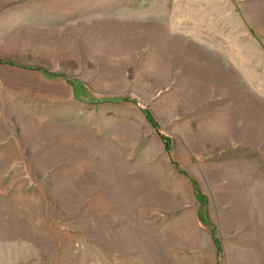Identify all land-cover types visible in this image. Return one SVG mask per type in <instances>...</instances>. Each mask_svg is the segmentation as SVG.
<instances>
[{
	"label": "rangeland",
	"instance_id": "374dc122",
	"mask_svg": "<svg viewBox=\"0 0 264 264\" xmlns=\"http://www.w3.org/2000/svg\"><path fill=\"white\" fill-rule=\"evenodd\" d=\"M134 1L0 9V264H264V0Z\"/></svg>",
	"mask_w": 264,
	"mask_h": 264
},
{
	"label": "crops",
	"instance_id": "0c3cea01",
	"mask_svg": "<svg viewBox=\"0 0 264 264\" xmlns=\"http://www.w3.org/2000/svg\"><path fill=\"white\" fill-rule=\"evenodd\" d=\"M38 0H0V9L1 8H7V7H10L12 6L13 9H20V8H23L21 11H23L25 8V5L27 4L28 6L32 3H36ZM41 1V0H40ZM134 2H138V1H134ZM196 5L199 4V1L195 2ZM128 5H123V7H127ZM31 7H35V4ZM196 7V6H195ZM194 11V10H193ZM20 13V12H19ZM24 12H22L21 14H18V15H13L12 16V24H13V27L10 28V26H7V30L6 32L8 31H11V30H20V29H24L25 26H26V20H25V15L23 14ZM213 14L212 12H209V17L206 16V18L208 19H211V22H210V34L211 35V38L212 39H218V27H216V23H217V16L214 14L213 16L211 15ZM33 20L35 22L39 21V23L41 22V19H36L35 16H33ZM167 19V18H165ZM163 19V24H165L167 21ZM186 16L185 18L181 21V20H176V22H171V31H172V34H175L177 36V38L182 42V44L184 45V49L182 48V54L183 56H187L188 58H183V59H180L184 66V68H186L187 66L189 67V65H193V66H199L201 65L202 62V57H209L207 59L208 63H215L216 62V59L217 57L219 56H224L225 52H231V50L227 49V48H222V47H205L204 48H201V47H194V48H191V47H187L185 46V44L183 42H185L184 40L186 39H191V35H194L197 34V32L195 31H192L193 28H187V23H186ZM215 19V24H212V21H214ZM142 20V23L145 25V26H148V25H152L155 23V19L153 17H150V16H147ZM126 22L130 23V24H135V23H140L138 21V19H128ZM140 23V24H142ZM169 23V22H167ZM1 24H4V28L7 24V21L5 19V16H0V25ZM198 25V24H197ZM1 30V28H0ZM4 33V32H3ZM189 34V36L187 35ZM133 37V36H132ZM19 44V43H18ZM17 44V45H18ZM197 57V58H196ZM186 68L185 71L187 72L188 74V78L191 80V81H195V82H198L199 84H201L202 87L206 88L207 86L205 85V82H210V81H213V77L212 76H207L204 74V71H202L201 73H199L198 75L193 73L190 68ZM187 78V77H185ZM187 78V79H188ZM204 86H203V85ZM209 84V83H208ZM208 88V87H207Z\"/></svg>",
	"mask_w": 264,
	"mask_h": 264
}]
</instances>
